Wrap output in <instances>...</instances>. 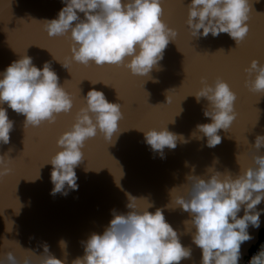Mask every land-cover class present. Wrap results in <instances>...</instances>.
<instances>
[{
    "label": "water",
    "instance_id": "obj_1",
    "mask_svg": "<svg viewBox=\"0 0 264 264\" xmlns=\"http://www.w3.org/2000/svg\"><path fill=\"white\" fill-rule=\"evenodd\" d=\"M187 3L162 0L161 19L177 30V36L146 78L130 74L123 64L96 67L71 62L67 69L62 67L59 61L70 55L71 41L66 36L49 37L41 21L55 17L60 0H0V71L25 50L37 67L50 62L73 100L70 113L38 127H24L23 116L8 109L14 124L9 142L0 144V155L12 158V171L0 178V255L7 251L20 255L21 248L39 254L46 242L53 255L66 257L70 264L83 253L80 242L91 232H101L112 210L128 211L125 205L131 195L150 203L149 211L160 207L181 243L192 248L191 257L180 264H199L200 249L183 223L188 213L165 205L169 190L184 184L188 174L204 175L208 167L236 173L251 164L250 145L256 134L264 133V93L249 91L244 81L251 75L244 69L252 59L264 61V0H250L248 32L239 45L226 33L192 38L184 24ZM201 77L209 83L223 79L236 95V116L227 130H218L221 142L211 148L195 129L197 123L210 122L202 114L207 102L203 98L197 102L191 95ZM89 88L120 103L123 118L109 142L100 133L85 141L84 160L75 168L78 188L67 195H51V165L43 164L56 151L57 136L71 125ZM163 126L182 134V139L174 149L165 147L161 158L144 143L139 129ZM260 221L259 228L248 229L254 239L241 245V260L264 229V213ZM61 239L65 249L59 246Z\"/></svg>",
    "mask_w": 264,
    "mask_h": 264
},
{
    "label": "clouds",
    "instance_id": "obj_2",
    "mask_svg": "<svg viewBox=\"0 0 264 264\" xmlns=\"http://www.w3.org/2000/svg\"><path fill=\"white\" fill-rule=\"evenodd\" d=\"M60 2L55 17L41 21L49 37L66 36L71 41L70 55L63 63L59 61L66 69L71 62L123 64L130 74L148 78L177 36V30L161 19L162 0ZM249 9L250 0H188L184 24L192 38L226 33L239 45L248 32ZM244 72L251 75L244 81L249 91L264 93V61L250 60ZM191 95L197 102L201 98L207 102L202 114L210 122L197 123L195 129L205 146L215 147L221 142L218 130H227L236 116V95L219 77L211 83L201 77L200 87ZM81 98L83 104L73 122L57 136L56 151L43 164L51 165V195H67L78 188L75 168L84 160L85 141L100 133L109 142L123 118L121 104L107 100L101 90L89 88ZM72 107V97L50 62L37 67L24 50L0 71V144L9 142L13 129L8 109L23 116L24 127H38L52 123L56 114L68 113ZM139 130L144 143L161 158L165 147L174 149L177 139H182V134L164 126ZM250 146L251 164L238 172L208 167L204 175L188 174L184 184L169 190L165 207L188 213L183 223L192 244L200 249L199 264H241V245L254 239L249 227H260L264 207L257 205L264 203V152L259 149L264 147V133L256 134ZM11 162L12 158L0 155V178L12 171ZM38 176L39 170L35 179ZM125 207L126 212L112 210L103 230L91 232L80 242L83 253L70 264H180L191 257L192 248L181 243L160 207L149 211L150 203L131 195ZM59 246L65 249L66 242L61 239ZM40 247L39 254L21 247L20 255L7 251L0 255V264H67L66 257L57 258L46 242ZM246 264H264V241Z\"/></svg>",
    "mask_w": 264,
    "mask_h": 264
},
{
    "label": "built area",
    "instance_id": "obj_3",
    "mask_svg": "<svg viewBox=\"0 0 264 264\" xmlns=\"http://www.w3.org/2000/svg\"><path fill=\"white\" fill-rule=\"evenodd\" d=\"M261 241H264V229H263V232L260 234L259 239L257 240V242H256L253 246H251V248L248 250L247 254H246V255L244 256V258L241 260V264H246L248 258L251 256V254H252L253 252L256 251L257 246H258V244H259Z\"/></svg>",
    "mask_w": 264,
    "mask_h": 264
},
{
    "label": "snow or ice",
    "instance_id": "obj_4",
    "mask_svg": "<svg viewBox=\"0 0 264 264\" xmlns=\"http://www.w3.org/2000/svg\"><path fill=\"white\" fill-rule=\"evenodd\" d=\"M95 66H96V67H107V66H109V65H104V66H102V65H99V66L95 65ZM68 113H70V111H69ZM68 113H63V114H68ZM61 114H62V113H58V114H56L55 120L52 122L53 124L55 123L56 118H57L59 115H61Z\"/></svg>",
    "mask_w": 264,
    "mask_h": 264
},
{
    "label": "trees",
    "instance_id": "obj_5",
    "mask_svg": "<svg viewBox=\"0 0 264 264\" xmlns=\"http://www.w3.org/2000/svg\"><path fill=\"white\" fill-rule=\"evenodd\" d=\"M262 232H263V230L261 231V233H262ZM261 233H260V234H261Z\"/></svg>",
    "mask_w": 264,
    "mask_h": 264
}]
</instances>
